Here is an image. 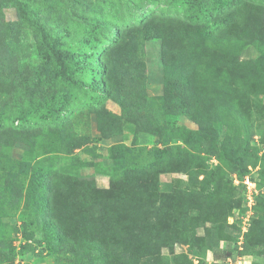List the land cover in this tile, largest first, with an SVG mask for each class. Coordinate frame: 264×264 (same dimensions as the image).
I'll return each mask as SVG.
<instances>
[{
    "label": "trees",
    "instance_id": "trees-1",
    "mask_svg": "<svg viewBox=\"0 0 264 264\" xmlns=\"http://www.w3.org/2000/svg\"><path fill=\"white\" fill-rule=\"evenodd\" d=\"M151 2L122 5L131 12ZM158 2L174 5L182 16L151 11L138 23L120 13L114 23L93 17L84 21L75 43L62 46L30 1L3 4L15 7L18 17L5 26L11 32L32 29L44 62L34 77L23 79L0 63V85L11 87L10 107L6 114L0 110V221L22 206L23 247L34 249L38 231L36 241L56 264H221L193 263L173 251L169 258L160 249L186 242L207 252L222 239H235L228 227L239 228L227 218L241 207L243 195L234 196L228 176L242 178L260 162L258 186H264V133L260 145L253 142V115L264 95V0ZM149 39L160 41L163 93L158 96L147 91ZM248 46L257 51L253 59L242 58ZM45 66L53 73L42 80ZM19 95L30 101L23 104ZM107 98L119 105V116L106 110ZM82 106L96 116L98 137L75 130L71 113ZM180 116L197 124L195 138H185ZM38 124L45 126L36 130ZM125 128L133 132L131 142L109 145L111 163L103 168L71 158L76 150L100 157L94 142ZM138 134L156 136L161 146L148 155ZM15 136L27 146L22 158L12 156ZM57 155L69 158L70 170L56 167ZM212 158L217 164L209 169ZM88 165L108 176L107 187L98 186L94 175L76 172ZM162 170L187 174L188 187L161 190ZM255 201L240 253L264 256V192ZM6 231L0 223V240H7L12 262Z\"/></svg>",
    "mask_w": 264,
    "mask_h": 264
},
{
    "label": "rangeland",
    "instance_id": "rangeland-1",
    "mask_svg": "<svg viewBox=\"0 0 264 264\" xmlns=\"http://www.w3.org/2000/svg\"><path fill=\"white\" fill-rule=\"evenodd\" d=\"M9 0H0V55L4 58L0 60L6 64L7 67L4 70H12L13 73H18L19 78L23 79L26 77H34L35 68L42 62V50L43 47L38 41L35 33L30 28L21 27L17 32H11L5 26L7 22H17V11L15 7L5 6L4 3H7ZM38 11L41 20L46 24L47 29H49L54 36H56L61 44H72L77 40V36L82 31L84 26V21L89 20L93 17L108 18L112 23L119 22L115 16L117 14H124L129 20L138 23L140 17L149 14L153 11L156 14H165L168 16H182L179 9L174 5H165L158 2V0H152L151 3L139 10H125V7L122 5L124 0H28ZM132 4H136L139 0H131ZM133 19V20H132ZM262 36L264 34L261 33ZM264 38V37H262ZM257 56V51L254 47L248 46L242 52L243 59H253ZM144 58L147 64V91L150 96H158L163 93V71L160 57V41L149 39L145 43V52ZM6 71V72H7ZM53 71L49 70V67L45 66V71L41 74L42 80H45L48 75L52 74ZM11 87L10 86H1L0 85V110H4L6 114L7 110L10 107L11 100ZM18 101L26 104L30 99H24L22 95L17 96ZM259 111H255L253 117L255 118V135L254 141L256 144L260 145V140L264 133V119L259 118V115L264 114V95L259 99ZM105 108L107 111L112 112L113 114L119 116L121 110L119 105L114 102L112 99H105ZM258 112V114H257ZM100 114V113H99ZM257 116V117H256ZM259 118V119H258ZM258 119V120H256ZM70 120L75 126V130L82 134H89L90 136H97L99 133V124L96 116L92 113H89V110L82 106L71 113ZM14 124H18V121L15 120ZM178 124L183 127V135L185 138L193 137L195 138L193 132L197 130L198 126L193 121L188 119L185 116H180L178 118ZM45 126L44 124H38L35 129L38 127ZM5 128V126H4ZM3 128L0 127L1 131ZM119 133V132H118ZM115 133L107 140L103 142L96 141L95 145L98 146V149L94 150L95 153L100 154V157H94L86 153L87 158H91V161L105 166L111 163L110 159L107 158V148L109 145L116 142H125L129 144L132 140L133 132L130 128H125L123 133ZM139 143L144 144L147 147V153L150 155L154 147L161 146V143L158 141L156 136H150L146 134H138ZM14 138H17L15 136ZM112 138V139H110ZM92 145V143L90 144ZM14 150L12 152L13 157L22 158L25 156V151L27 146L18 141L14 144ZM264 149V145H263ZM260 152H262V150ZM78 152V153H76ZM81 151H75L71 158L74 160L83 161V157L80 155ZM106 157V158H105ZM77 158V159H76ZM103 158V159H102ZM103 160V161H102ZM56 167L58 169L64 167L69 168V158L65 156L57 155ZM209 169H214L217 164V160L212 158L206 162ZM63 167V168H64ZM262 168L260 162L256 167L251 168L249 175L258 186L259 171ZM76 172L84 175L91 176L97 179L98 186H108L109 179L108 176L104 173H101L99 170H96L93 165L81 166L76 169ZM102 174L104 176L98 175ZM237 176V175H236ZM203 175H199V179H202ZM239 179L240 177L237 176ZM95 179V180H96ZM160 187L163 191H170L175 187L187 188L188 187V175L183 172H167L160 171L159 174ZM231 185L234 186L235 192L234 196L236 198L243 195V203L241 207L235 208L232 212V217L227 218V224L236 226L239 230H235L233 227H228V233L235 236V239H222L219 243L213 248L208 249L207 252H201L199 248L190 246L186 242H176L173 244L172 248L163 247L160 249L163 255H167L171 258V251L173 254H185L193 263H197L199 259H202L208 263H212L215 260L221 264H264V256L255 254V255H242L241 246L245 237V234L252 226V219L255 216V211L252 215L248 216L246 214L245 208V188L242 183H237L238 180L235 179L234 175H229L227 178ZM259 187V186H258ZM262 192H264V186H260ZM243 190V192H242ZM22 206L16 215L12 217L3 218L0 223L3 224L4 228L7 229L6 238L11 240L14 247V260L12 262L8 261L7 255L10 250L7 247V240H0V264H56L54 258L47 253V250L43 249V245L39 244L36 240L41 238V234L36 231L34 235L35 241H32L34 249H28L23 247L25 244V234L23 232L22 222L25 220V215L23 214ZM208 225V224H207ZM13 227H17V230H14ZM245 227V231L243 230ZM32 228V227H31ZM198 235L204 233V228H198L196 230ZM242 237V239H241ZM230 258L231 262L228 261ZM228 262V263H226ZM66 263V262H64Z\"/></svg>",
    "mask_w": 264,
    "mask_h": 264
},
{
    "label": "built area",
    "instance_id": "built-area-1",
    "mask_svg": "<svg viewBox=\"0 0 264 264\" xmlns=\"http://www.w3.org/2000/svg\"><path fill=\"white\" fill-rule=\"evenodd\" d=\"M251 170V168H250ZM235 179L238 180L237 183H242V185L245 188V199H246V214L248 216L252 215L254 210H255V196H257L258 194H260L262 192V190L256 186L255 182L253 181V179L251 178V176L249 174L243 176L242 178H237V176L234 174ZM232 217V216H230ZM243 230L245 231V227H243ZM242 239V237H241ZM228 261L231 262L230 258H228ZM228 263V262H226Z\"/></svg>",
    "mask_w": 264,
    "mask_h": 264
},
{
    "label": "crops",
    "instance_id": "crops-1",
    "mask_svg": "<svg viewBox=\"0 0 264 264\" xmlns=\"http://www.w3.org/2000/svg\"><path fill=\"white\" fill-rule=\"evenodd\" d=\"M100 134L98 133V135L97 136H95V137H98ZM110 139H112V138H110ZM105 140H107V139H101V140H98L99 142H103V141H105ZM76 151H79V150H76ZM76 153H78V152H76ZM80 155L83 157V161H91L92 159L91 158H87V156L88 155H86V154H84V153H80ZM99 158H101V157H99ZM103 159V158H102ZM93 161V160H92ZM103 161V160H102ZM98 175H101V176H104V175H102V174H97L96 175V177L98 176ZM96 179V178H95ZM96 182H97V179H96ZM100 187H107V186H100Z\"/></svg>",
    "mask_w": 264,
    "mask_h": 264
}]
</instances>
